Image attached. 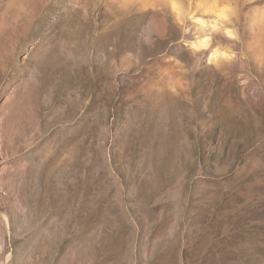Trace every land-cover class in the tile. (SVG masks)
I'll use <instances>...</instances> for the list:
<instances>
[{"label":"rangeland","instance_id":"1","mask_svg":"<svg viewBox=\"0 0 264 264\" xmlns=\"http://www.w3.org/2000/svg\"><path fill=\"white\" fill-rule=\"evenodd\" d=\"M175 1L0 0V264H264V0Z\"/></svg>","mask_w":264,"mask_h":264},{"label":"bare ground","instance_id":"2","mask_svg":"<svg viewBox=\"0 0 264 264\" xmlns=\"http://www.w3.org/2000/svg\"><path fill=\"white\" fill-rule=\"evenodd\" d=\"M171 2V5L172 7L174 8V10L177 11V14L180 13V9H179V6L177 5L176 1L175 0H170ZM218 16H221V13L219 12L217 14ZM227 34H231L230 31L227 30ZM208 44V39L207 38H202V39H199L198 41L194 42L193 43V46L196 47V48H203V47H206ZM226 54V51H220L219 49H213L210 53H209V59H217L219 56H222Z\"/></svg>","mask_w":264,"mask_h":264}]
</instances>
